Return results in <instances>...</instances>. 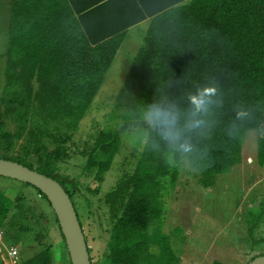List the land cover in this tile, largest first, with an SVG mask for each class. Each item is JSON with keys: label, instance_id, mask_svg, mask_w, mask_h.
<instances>
[{"label": "trees", "instance_id": "16d2710c", "mask_svg": "<svg viewBox=\"0 0 264 264\" xmlns=\"http://www.w3.org/2000/svg\"><path fill=\"white\" fill-rule=\"evenodd\" d=\"M145 20L143 44L109 114L120 131H100L85 165L103 178L120 152L121 132L130 126L146 130L142 148L134 149L136 163L103 199L111 224L103 264L175 263L170 238L161 229L163 192L166 178L176 183L185 160L211 186L241 163L246 135L254 131L264 166V0H12L5 101L17 129L0 133V148L7 151L0 158L55 178L73 200L80 182L59 173L60 163L69 158L73 134L128 30ZM212 87L217 92L207 111H197L192 97ZM153 106L176 115L179 140L165 139L148 118ZM20 209L21 199L0 189V230L14 223L24 227ZM45 217L41 213L40 220ZM60 233L67 250L61 228ZM89 252L95 264L92 248ZM19 264L59 262L50 243Z\"/></svg>", "mask_w": 264, "mask_h": 264}, {"label": "rangeland", "instance_id": "374dc122", "mask_svg": "<svg viewBox=\"0 0 264 264\" xmlns=\"http://www.w3.org/2000/svg\"><path fill=\"white\" fill-rule=\"evenodd\" d=\"M12 0H0V133L16 131L14 115L7 112L5 101V54L8 43ZM148 24L129 34L128 40L114 58L93 104L73 134L69 158L62 161L59 173L80 182L73 197L80 222L84 226L95 264H103L105 246L111 224L104 196L124 171L136 163L133 156L137 145L146 141V130L130 126L121 132L120 152L112 168L103 178L95 171H86L88 154L100 131L112 127L110 113L128 75L132 60L143 44ZM8 97V96H7ZM132 123V122H131ZM34 123L31 122L32 126ZM120 124V123H119ZM24 141V140H22ZM19 142L12 151L21 149ZM1 142V141H0ZM1 144V143H0ZM2 146V145H1ZM53 149V147H51ZM2 147L0 154H7ZM11 152V153H12ZM87 152V153H86ZM257 135L250 131L243 146L242 161L231 171L219 174L211 186H205L201 175L185 160L174 185L166 178L164 188L165 216L161 224L170 238L174 264H249L254 256L264 254V166L259 163ZM174 163V159H171ZM35 166L40 163L33 160ZM0 189L13 199H21L20 228L6 225L0 242V264H14L8 248L17 246L21 258H28L52 244V254L59 264H70L60 228L49 202L27 183L0 176ZM14 213V212H13ZM41 213L45 220H40ZM15 221V220H14Z\"/></svg>", "mask_w": 264, "mask_h": 264}, {"label": "water", "instance_id": "95a60500", "mask_svg": "<svg viewBox=\"0 0 264 264\" xmlns=\"http://www.w3.org/2000/svg\"><path fill=\"white\" fill-rule=\"evenodd\" d=\"M0 176L30 183L40 189L47 196L58 218L71 264H92L90 247L74 202L58 180L5 158H0ZM249 264H264V254L256 256Z\"/></svg>", "mask_w": 264, "mask_h": 264}, {"label": "clouds", "instance_id": "9594fccd", "mask_svg": "<svg viewBox=\"0 0 264 264\" xmlns=\"http://www.w3.org/2000/svg\"><path fill=\"white\" fill-rule=\"evenodd\" d=\"M216 92L217 89L214 87L204 88L192 97L196 110L200 112L207 111V107L211 103V97L215 96ZM148 118L163 129L165 139L173 142L179 140L180 134L176 129V115L173 112L164 111L159 107L153 106L148 114ZM198 124L199 122H197ZM181 147L185 152L191 151L190 145H181Z\"/></svg>", "mask_w": 264, "mask_h": 264}, {"label": "built area", "instance_id": "2783aa9c", "mask_svg": "<svg viewBox=\"0 0 264 264\" xmlns=\"http://www.w3.org/2000/svg\"><path fill=\"white\" fill-rule=\"evenodd\" d=\"M3 238H4V231L0 230V242L3 241ZM8 254L14 264L20 263L21 256H20L19 248L17 246L11 245L8 248Z\"/></svg>", "mask_w": 264, "mask_h": 264}, {"label": "crops", "instance_id": "0c3cea01", "mask_svg": "<svg viewBox=\"0 0 264 264\" xmlns=\"http://www.w3.org/2000/svg\"><path fill=\"white\" fill-rule=\"evenodd\" d=\"M143 24H148V26H149V20H145V21H143V22H141V23H139V24H137V25L131 27V28L128 30V35H127V36H129V34H131V32H132L133 30H135L136 28H139V27L142 26ZM123 43H124V42H123ZM20 256H21V255H20ZM61 261H62V260H59V263H61Z\"/></svg>", "mask_w": 264, "mask_h": 264}]
</instances>
